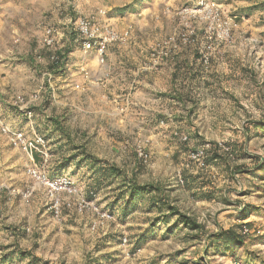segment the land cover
<instances>
[{
  "label": "rangeland",
  "instance_id": "1",
  "mask_svg": "<svg viewBox=\"0 0 264 264\" xmlns=\"http://www.w3.org/2000/svg\"><path fill=\"white\" fill-rule=\"evenodd\" d=\"M48 1L43 12L41 0L17 1V13L10 16L11 0H0V110L11 126L28 132L26 118L12 102L17 95H39L34 125L46 138L50 154L43 170L50 178L68 174L87 200L112 217L78 212L76 197L65 193L58 195L55 215L46 189L27 174L30 159L0 132V264H264V0H204L202 5L200 0ZM99 10L118 28L132 24L134 33L136 26L147 27L144 40L149 45L174 38L178 49L165 62L177 63L179 91L160 94L174 99L170 107L188 127L187 142L174 137L176 130L172 143L159 152L153 140L132 139L129 128L119 126L113 98L97 93L101 84L71 89L66 84L81 81L74 67L60 76L63 82L54 80L51 69L59 67L50 63V50L42 45L46 30L59 32L61 53L75 45L74 20ZM34 14L46 20L38 37L30 22ZM29 43L35 46L32 55ZM46 68L50 85L41 76ZM42 119L51 126L56 119L66 136L47 128ZM58 138L61 144L69 141L66 156L77 153L73 145H82L92 156L133 174L139 184L159 185L168 202L201 229L180 222L173 226L175 216L162 223L167 211L151 208L146 198L125 215L120 207L126 187L120 175H103L98 166L90 170L88 162L59 170ZM211 142L228 143L232 152L219 150L221 158L205 159L203 168L188 160L189 151ZM139 148L148 156L146 163L137 158ZM34 161H40L38 155ZM27 190L32 193L25 199ZM245 223L248 233L242 246L232 251L208 248V234ZM19 251L28 257L20 259Z\"/></svg>",
  "mask_w": 264,
  "mask_h": 264
},
{
  "label": "built area",
  "instance_id": "2",
  "mask_svg": "<svg viewBox=\"0 0 264 264\" xmlns=\"http://www.w3.org/2000/svg\"><path fill=\"white\" fill-rule=\"evenodd\" d=\"M204 0H200L198 5H202ZM105 11L99 10L97 14H91L87 16H78L73 22V32L76 36L75 46L80 48L81 59L93 56L99 66L106 65V53L108 48L113 44L127 45L130 43L133 36V25L127 24L123 28H118L104 17ZM59 32L53 28L46 30L44 39L42 40V45L50 50L48 59L51 64L62 69L61 72L68 67L67 60L63 62L57 50L60 48L58 46L59 41L57 36ZM227 35V32H224ZM61 40V39H60ZM178 49L176 41L172 37L166 39H161L159 41L155 40L148 46L147 59L142 65L143 71H153L157 70L168 58H172ZM203 64L207 63V58L203 56L201 58ZM81 81L72 80L69 84L71 89L79 90L81 84L87 85H99L100 80L94 81L92 84L90 82V73L86 68L83 61H80L75 66V73ZM51 75H49L50 77ZM40 96L37 94L24 97L17 95L14 97L12 104L17 108V110L24 115L28 125V132L24 129H16L11 126L10 123L6 122L2 116L0 110V132L6 136V138L14 146L20 148L30 159L31 163L27 168V174L32 178L38 185L44 187L47 191V195L50 198V208L55 215L59 212V199L58 195L60 193H65L69 196L76 197L74 206L78 212L85 211H95L99 218L110 219L112 216L106 211H99L95 206L92 199L87 200V196L81 192V190L76 186L74 180L68 176V174H61L55 178H50L43 170L44 166L48 164L50 160V154L48 153V144L46 138L38 133L34 125V109L33 106L40 101ZM124 107H120V111H123ZM162 123V121H161ZM174 137L179 142H187L188 136L181 132H174ZM210 143L203 144L194 150H191L187 154L188 160L195 162L198 167H205V159L207 157V152L211 146ZM217 147L224 153L230 152V148L225 143H218ZM38 155L40 161L36 163L34 161V156ZM138 160L146 163L148 156L144 151V148H139L137 150ZM177 182L182 185L184 183L183 178L178 175ZM32 190L25 191L22 196L28 199L31 195ZM91 193V192H90ZM242 233H248V228L244 226L242 228Z\"/></svg>",
  "mask_w": 264,
  "mask_h": 264
},
{
  "label": "crops",
  "instance_id": "3",
  "mask_svg": "<svg viewBox=\"0 0 264 264\" xmlns=\"http://www.w3.org/2000/svg\"><path fill=\"white\" fill-rule=\"evenodd\" d=\"M18 3L20 0H17ZM16 0L9 2V15L17 13ZM25 1V0H24ZM30 1V0H26ZM37 1V0H31ZM49 1L45 0V5ZM34 5V4H33ZM7 8V6H5ZM42 12L44 11V0H41ZM31 25L34 27V34L38 37L42 34L43 25L46 20L43 16L38 17L36 14L30 17ZM148 34V28L136 26L132 39L127 45H111L106 53V65L99 66L93 56L81 59L80 48H71L67 55L68 67L62 73L53 71L54 80L57 83L63 82L60 76H66L67 69L74 67L83 61L90 73V82L100 80L101 87L97 88V93H104V95L111 96V107L118 119L121 128H129L130 132L135 135L132 139L142 138L153 140L157 145V151L163 152L172 143V133L179 131L181 133H188V127L183 120H178V111H172L170 105L173 103L171 97L163 96L161 92L178 94L177 89V70L174 67L177 63L165 62L162 66L153 71H143L142 65L147 59V50L149 41L144 40V35ZM29 54L36 53L35 46L28 44ZM70 54V57L68 58ZM187 59L189 65L192 63L188 60L190 58L182 56L180 59ZM30 63H32L29 57ZM49 62H46L48 64ZM186 65L187 62H184ZM50 69L47 68L41 74L42 80L46 79L49 84ZM186 80L187 77L185 78ZM181 80V79H180ZM47 84V85H48ZM51 84V83H50ZM49 84V85H50ZM45 84V88L47 86ZM96 85H91L94 87ZM59 87H65L63 85ZM58 87V88H59ZM160 94V95H158ZM175 103V102H174ZM120 107H124L120 111ZM48 125L49 120H43ZM162 121V123H161ZM45 125V126H46ZM49 140V139H48ZM63 140V139H62ZM60 157H63L61 154Z\"/></svg>",
  "mask_w": 264,
  "mask_h": 264
},
{
  "label": "trees",
  "instance_id": "4",
  "mask_svg": "<svg viewBox=\"0 0 264 264\" xmlns=\"http://www.w3.org/2000/svg\"><path fill=\"white\" fill-rule=\"evenodd\" d=\"M71 51L70 46H65L62 52L60 53V57H62V64L65 62L67 59L68 53ZM54 67L53 65L50 64V67ZM53 69V68H52ZM62 69L57 68L55 69V72L57 73H62ZM186 98V97H185ZM51 123H48L46 125L47 128L52 127L53 130L58 131L60 134H65L63 127L61 124L58 123L56 119H51ZM259 123V122H258ZM261 126L264 128V123H260ZM245 132H246V126H244ZM49 131V130H48ZM66 136V134H65ZM57 144H60L56 150L57 153L62 152V159L58 163L56 167H58L59 170H63L68 168L71 164H75L76 166H80L81 163H89V169L92 170L95 168V166H98L97 170L99 169L103 175L105 174H111V175H116L122 178V184L126 187V190L121 192V195L124 197L126 195V200H124V205L120 207V210L122 213L125 215L129 212L130 209H135V202L136 201H143L145 198L147 199L146 203L148 206L151 208L157 207V208H162L167 211V214L162 216V223H169L170 219L172 217H177L176 222L173 224V226H176L178 222H180L184 227H189L192 229H201V225L197 224L191 217L186 216L183 212L179 210L177 206L172 205L170 202H168V198L164 193V190L162 187L156 184H151V183H146V184H139L134 180V175H126L125 172L112 164H107L105 160L98 159L94 156H92L90 153L86 152L84 147L82 145H73L72 149L77 152L74 154H68L67 156L65 155L64 151L66 149V145L69 144V141L66 143H62V138H58ZM71 141V140H70ZM72 143V142H71ZM211 148L208 150L206 161H211L215 160L218 158H221V154H219V149L217 147V144L215 143H210ZM228 145V143H225ZM232 152V150H230ZM208 163V162H207ZM264 163V158L262 159V162L260 163L261 165ZM259 164V165H260ZM100 167V168H99ZM205 184L199 186V188H204ZM91 195H95L94 192L91 191L89 193ZM91 197V196H90ZM121 199V198H120ZM243 219V218H239ZM249 225L248 223L245 224H239L235 226L234 228H227V229H222L219 228L216 232H214L211 235L206 236V240L208 239L209 241V247L208 248H216L219 246H223V249L226 250H233L236 247H240L244 243V234L241 233V229ZM171 228H168L167 230H170ZM238 229V230H237ZM19 257L20 259H25L28 257V254L26 251H19ZM6 257V256H5ZM30 257V256H29ZM34 259V257H30ZM29 258V259H30ZM5 259V258H4ZM32 261V260H31ZM235 264H241L239 262H236Z\"/></svg>",
  "mask_w": 264,
  "mask_h": 264
}]
</instances>
